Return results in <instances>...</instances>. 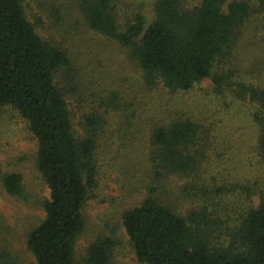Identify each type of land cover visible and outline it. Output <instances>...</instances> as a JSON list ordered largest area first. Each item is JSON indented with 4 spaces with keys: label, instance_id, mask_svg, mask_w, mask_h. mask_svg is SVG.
Wrapping results in <instances>:
<instances>
[{
    "label": "trees",
    "instance_id": "trees-1",
    "mask_svg": "<svg viewBox=\"0 0 264 264\" xmlns=\"http://www.w3.org/2000/svg\"><path fill=\"white\" fill-rule=\"evenodd\" d=\"M26 1L0 0V110L12 107L28 122L49 197L42 200L44 221L27 235L34 261L23 262L6 240L0 243V264H113L111 238L91 243L81 261L76 251L86 230L84 209L98 187L97 150L116 132L126 136L131 127L151 119L148 114L155 105L146 106L145 112L142 92L190 91L212 78L215 67L245 39L252 20L264 22V0H76L73 10L81 24L128 54L143 73L145 89L111 92L96 79L92 94L99 100L83 116L82 138L75 132L67 100L86 97V80L66 50L38 34L28 19ZM214 82L221 87L224 76H215ZM239 91L264 106L263 92L247 87ZM112 122L117 130L110 133ZM150 129L151 170L149 184L142 186L148 194L122 214L139 263L264 264V194L259 206L227 234L211 218L206 202L201 211L183 217L182 200L208 197L197 181L201 127L190 118L171 116L167 122L150 123ZM259 147L264 162V117ZM175 179L191 183L177 194ZM0 184L15 200L34 203L22 175L0 172Z\"/></svg>",
    "mask_w": 264,
    "mask_h": 264
},
{
    "label": "rangeland",
    "instance_id": "rangeland-1",
    "mask_svg": "<svg viewBox=\"0 0 264 264\" xmlns=\"http://www.w3.org/2000/svg\"><path fill=\"white\" fill-rule=\"evenodd\" d=\"M189 2L195 4L198 0ZM75 4L76 0H27L26 8L38 34L66 50L86 80L82 87L86 97L67 100L75 132L82 138L83 116L88 113V105L99 100L92 94L97 89L96 79H101L98 84L111 92L124 93L127 87L131 91L145 89L143 73L136 63L118 44L87 30L73 10ZM252 22L245 39L235 45L233 56L215 67L212 78L190 91L142 92L145 112L146 106L155 105L148 114L151 119L131 127L126 136L125 132H116L99 147L98 187L90 192L84 209L86 230L76 248L79 261L86 257L91 243L111 238L115 245L113 264H141L123 226L122 214L147 197L144 187L149 184L151 170L150 123L156 120L186 117L201 127L197 153L202 168L197 181L208 197L182 200L179 213L183 217L201 211L206 202L211 218L227 234L246 213L259 206L264 194V162L259 147L264 106L250 94L239 95L241 87L264 93V22ZM215 76H224L221 87L215 84ZM113 128L117 130L114 122L110 133ZM37 159L38 142L28 122L12 107L2 108L0 172L22 175L35 198L31 205L21 203L0 184V243L7 240L23 262L34 261L28 251L27 235L44 221L42 200L49 197ZM189 183L188 179L173 180L174 192L180 193Z\"/></svg>",
    "mask_w": 264,
    "mask_h": 264
}]
</instances>
